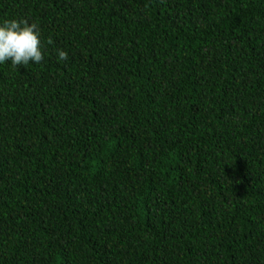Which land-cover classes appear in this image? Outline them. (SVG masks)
Returning a JSON list of instances; mask_svg holds the SVG:
<instances>
[{
  "label": "trees",
  "instance_id": "16d2710c",
  "mask_svg": "<svg viewBox=\"0 0 264 264\" xmlns=\"http://www.w3.org/2000/svg\"><path fill=\"white\" fill-rule=\"evenodd\" d=\"M10 19L43 59L0 64V264H264V0Z\"/></svg>",
  "mask_w": 264,
  "mask_h": 264
},
{
  "label": "clouds",
  "instance_id": "9594fccd",
  "mask_svg": "<svg viewBox=\"0 0 264 264\" xmlns=\"http://www.w3.org/2000/svg\"><path fill=\"white\" fill-rule=\"evenodd\" d=\"M48 44L53 40L49 37ZM58 58L67 60L68 54L57 49ZM43 59L40 32L36 23L27 20L10 19L0 24V64L10 61L13 66L40 63Z\"/></svg>",
  "mask_w": 264,
  "mask_h": 264
}]
</instances>
